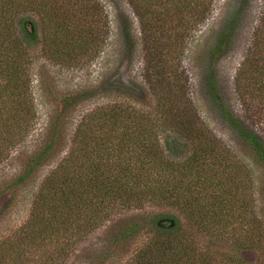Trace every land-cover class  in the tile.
Here are the masks:
<instances>
[{
	"label": "trees",
	"instance_id": "1",
	"mask_svg": "<svg viewBox=\"0 0 264 264\" xmlns=\"http://www.w3.org/2000/svg\"><path fill=\"white\" fill-rule=\"evenodd\" d=\"M184 1L187 9L178 4L175 10L181 18L166 17L159 24L158 0H131L156 106L144 110L115 102L84 116L68 154L44 179L18 231L21 246L14 251L11 241L1 242L0 264H22L36 257L40 246L46 248V264H55L114 212L146 207L159 209L151 212V224L134 222L119 236L125 241L145 235L129 264H234L219 245L264 246V224L245 196L243 177L254 172L200 116L188 94V75L184 78L176 66L180 42L210 17L215 0ZM241 9L219 31L212 59L230 47ZM103 10L99 0H0V161L33 127L31 46L42 43V54L56 62L92 54L105 35ZM165 36L173 40L168 46ZM235 89L242 113L222 104L223 116L264 167V130L246 121L257 92L264 98V4ZM163 132L167 139L162 140ZM48 149L31 159L29 174ZM202 237L209 238L208 245L201 244ZM5 244L11 248L4 250Z\"/></svg>",
	"mask_w": 264,
	"mask_h": 264
},
{
	"label": "rangeland",
	"instance_id": "2",
	"mask_svg": "<svg viewBox=\"0 0 264 264\" xmlns=\"http://www.w3.org/2000/svg\"><path fill=\"white\" fill-rule=\"evenodd\" d=\"M99 3L105 12L102 15L105 35L96 52L76 60L56 62L42 54V43L30 48L34 60L31 89L36 109L33 127L17 145L7 149L5 158L0 161V244L8 239L14 251L21 246L18 231L28 220L44 179L68 154L76 128L84 116L97 107L115 102L144 110H154L156 106V94L149 88L145 77L142 26L131 0H99ZM178 4L187 9L184 0H158L156 15L159 24L166 17L172 22L181 18L175 11ZM263 4L264 0H215L210 17L197 26L189 40L186 35L180 42V58L176 66L184 78L188 75V94L200 116L253 170V175L247 172L243 177L247 182L245 196L251 199L253 210L264 224V167L255 160L251 148L222 112L224 104L235 113H242L243 107L235 89V75L253 43ZM241 6L230 47L212 59L219 31ZM29 14L39 21L37 14ZM184 17L187 21V10ZM171 34L175 39L176 33ZM172 39L165 36L163 42L168 46ZM253 104L246 121L264 130V98L258 92ZM162 134V140L169 137L167 132ZM47 147L49 149L42 162L29 174L31 159ZM23 174L28 177L19 182ZM252 182L254 185L250 186ZM154 210L159 209L146 207L114 212L96 229L80 236L55 264L131 263L145 235L138 233L125 241H119V236L134 222L150 225L149 217ZM209 241L208 237L200 238L202 245H208ZM6 246L4 250L11 248ZM40 247L36 257L22 264H46V248ZM219 247L220 252L234 259V264H264V246L242 250L223 243ZM52 251L56 257L57 245Z\"/></svg>",
	"mask_w": 264,
	"mask_h": 264
}]
</instances>
